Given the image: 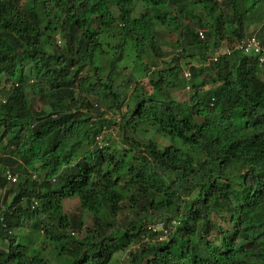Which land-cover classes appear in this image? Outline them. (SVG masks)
I'll use <instances>...</instances> for the list:
<instances>
[{"label": "trees", "instance_id": "trees-1", "mask_svg": "<svg viewBox=\"0 0 264 264\" xmlns=\"http://www.w3.org/2000/svg\"><path fill=\"white\" fill-rule=\"evenodd\" d=\"M255 9L264 45V0H0V264H264V69L212 59ZM159 24L178 53L132 86L118 63L161 58Z\"/></svg>", "mask_w": 264, "mask_h": 264}, {"label": "rangeland", "instance_id": "rangeland-1", "mask_svg": "<svg viewBox=\"0 0 264 264\" xmlns=\"http://www.w3.org/2000/svg\"><path fill=\"white\" fill-rule=\"evenodd\" d=\"M141 6L136 3L134 15H138L140 13ZM258 12L255 9V11L251 14V19H249V22H251L247 28V34H256L257 30H259L260 24H258ZM158 30L162 33V35L159 37L161 49H162V57H151V58H142V56L137 55L133 48V44L131 42L128 43L124 50V55L120 62L118 63L119 66V73L121 74V78L124 80H131L132 86L134 85V82L136 81H143L148 84L149 82V73H151L155 68L157 67H163L166 66V64L163 62V60L170 61L173 56H175L178 51L173 48L175 46V42L178 39L180 28L174 27V29L166 28L165 26L159 24ZM226 40L222 42L221 49L219 51L223 52L225 49V46H227ZM110 56V53L107 55V57ZM179 60V64L183 67V70H186L188 68V65L190 64H198V61L196 59H185L181 55ZM107 58L102 56V61L106 62ZM148 67L150 70L147 72L145 69ZM177 81L180 87L184 85V79H183V72L179 73L177 76ZM133 90V87H132ZM132 90L128 93V99L132 96ZM190 91L186 87L179 88L177 90L173 91V96L175 99L184 101L188 100ZM126 109V106L124 107ZM111 115V113H109ZM112 135V136H111ZM111 139V142L116 143H122L121 140V132L114 128L111 130V134L108 136ZM108 138V139H109ZM155 138L160 144V148L163 150L167 145L171 143L170 138L162 136V135H155ZM11 185V184H9ZM13 194H9L5 196L4 189L0 190V210L6 208V204H9V202L12 199ZM64 210L66 212L75 213L77 215H81L86 223V225H90L92 223L91 216L85 212L82 211L80 208V203L77 200V198H68L64 201ZM116 257V264H131V257L129 255V252L125 251H118L115 253Z\"/></svg>", "mask_w": 264, "mask_h": 264}, {"label": "built area", "instance_id": "built-area-1", "mask_svg": "<svg viewBox=\"0 0 264 264\" xmlns=\"http://www.w3.org/2000/svg\"><path fill=\"white\" fill-rule=\"evenodd\" d=\"M198 34L201 38L205 37V33L204 30L199 29L198 30ZM234 50H240L243 53L249 54V55H253L258 59V62L261 66V68L264 69V45L262 43V41L260 40V38H258L255 34H250V35H246L244 37H242L241 39H239L233 47L227 45L225 46V49L223 52L218 51L213 57V60H218L220 55L223 54H229ZM184 76L186 78V80H190L191 78V72L189 70H186L184 72ZM190 87L187 86V89H189ZM104 137L103 134H100L97 136V138L99 140H102V138ZM3 174L5 175L6 179L8 181H17V174H14L10 169H7L3 172ZM151 229L154 231H159L161 230V223L156 224V225H151ZM166 233V232H165Z\"/></svg>", "mask_w": 264, "mask_h": 264}, {"label": "clouds", "instance_id": "clouds-1", "mask_svg": "<svg viewBox=\"0 0 264 264\" xmlns=\"http://www.w3.org/2000/svg\"><path fill=\"white\" fill-rule=\"evenodd\" d=\"M187 88V87H186ZM189 90V89H188Z\"/></svg>", "mask_w": 264, "mask_h": 264}]
</instances>
